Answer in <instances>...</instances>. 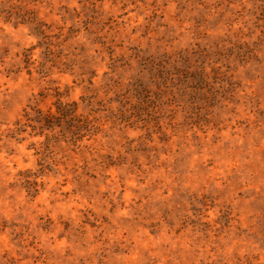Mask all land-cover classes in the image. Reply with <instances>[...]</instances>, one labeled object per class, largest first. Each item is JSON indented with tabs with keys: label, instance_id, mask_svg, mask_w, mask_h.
<instances>
[{
	"label": "rangeland",
	"instance_id": "374dc122",
	"mask_svg": "<svg viewBox=\"0 0 264 264\" xmlns=\"http://www.w3.org/2000/svg\"><path fill=\"white\" fill-rule=\"evenodd\" d=\"M0 264H264V0H0Z\"/></svg>",
	"mask_w": 264,
	"mask_h": 264
}]
</instances>
